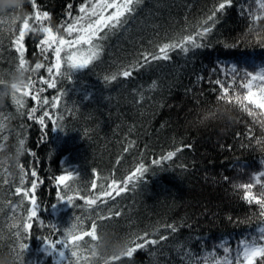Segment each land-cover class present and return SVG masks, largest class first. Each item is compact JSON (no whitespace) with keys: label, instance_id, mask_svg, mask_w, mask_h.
Masks as SVG:
<instances>
[{"label":"trees","instance_id":"16d2710c","mask_svg":"<svg viewBox=\"0 0 264 264\" xmlns=\"http://www.w3.org/2000/svg\"><path fill=\"white\" fill-rule=\"evenodd\" d=\"M82 3L30 0L25 7L30 14L47 12L45 23L63 34L61 25L78 15ZM220 3L226 7L216 11ZM249 13L259 14L255 0H142L128 23L103 42L99 60L76 71L62 65L66 75L59 78L57 88L44 86L42 97L59 102L57 108L45 106L43 110L53 114V119L63 116L58 124L46 119L42 127L28 118L29 110L37 107L31 96L25 97L19 111L15 104L9 106L23 115L15 136H4L0 142L24 139L26 152L20 166L29 173L24 187L36 179L32 171L38 177L34 194L39 219L33 221L23 241L29 245L25 264H68L67 250L61 259L59 250L49 254L43 242L59 238L50 224L63 230L76 216L84 219L88 230L95 220L97 231L113 233L118 239L130 241L147 234L148 239L159 241L115 264H215L226 255L221 243L232 249L229 255L234 257L242 240L259 236L264 217L258 205L248 204L242 198L244 190L235 185L248 183L264 171V150L257 143L264 137V127L233 104L229 105L238 119L232 127L212 122L201 126L198 119L204 111H208L205 119L213 115L210 107L220 101L215 80L230 82L225 74L228 67L250 73L264 70V19L253 24ZM213 14L214 20H208ZM7 19V14H0V22ZM210 26L204 47L190 48L187 54L176 49L168 60L133 69L127 78L119 75L140 53L156 51L158 45ZM13 37L12 32L0 35V74L18 63ZM42 37V33L28 32L24 38V55L31 67L54 61L51 50L48 61L40 54ZM112 75L117 79L105 81V76ZM41 77H47L45 69L35 75V79ZM240 83L243 80L237 78L233 87L242 94L246 90ZM170 151L176 152L172 160L152 163ZM140 164L148 170L135 181L136 187L115 200L106 198L100 215L111 218L98 219L95 207L86 211L82 199L72 207L57 199L55 178L67 171L78 175L74 187L90 189L94 179L98 185L108 182L105 177L122 181ZM18 184L19 177L11 183L0 181V257H7L11 264L17 231L11 226L22 223L24 217L23 210H12L20 200L13 194ZM260 190L255 185L252 192L255 195ZM29 206L25 201L23 209ZM89 214L92 219H85ZM255 264H264V258L258 257Z\"/></svg>","mask_w":264,"mask_h":264},{"label":"snow or ice","instance_id":"6c2138e0","mask_svg":"<svg viewBox=\"0 0 264 264\" xmlns=\"http://www.w3.org/2000/svg\"><path fill=\"white\" fill-rule=\"evenodd\" d=\"M142 0H84V3L79 7V15L72 17L71 22L61 25L63 27V34L59 29L54 30L45 21L48 20L49 14L47 12L34 11L28 18L20 24L19 29L14 27L12 33L14 34V43L16 51L19 53L18 66L25 67L28 62L24 55V38L28 32L42 33L43 37L39 40L40 54L43 55L44 61H48L47 52L51 50L54 61L45 65V63L38 62L33 69H45L47 77L39 79H32L29 85L20 93L18 98L14 99L17 110L23 109L25 106V97L31 96V99L37 102V107H32L29 110L28 118L38 122L42 127L45 126L46 119L51 120L53 124H58V121L63 119V116H58L53 119V114L45 109V106L57 108L58 98L53 99L50 103L48 98L42 97V93L47 89H55L59 83V78L66 75L62 71V65L72 71L86 69L93 63L100 59L103 51V42L110 38L111 35L124 27L136 11V7ZM230 3V0H226ZM258 5L259 14L249 13L253 24L256 21L264 19V0H255ZM35 4L33 8L35 9ZM71 7V6H69ZM226 3H220L216 11L225 9ZM114 9V11H109ZM71 16V13H69ZM208 20H214L213 16H209ZM15 23V22H14ZM207 23V21L205 22ZM212 28L205 27L198 30L195 35H184L168 43H163L157 46L156 51H144L139 54L135 63L130 68H126L119 75L127 78L132 75V70H138L141 67H146L153 61L170 59L169 53L176 49H180L184 54L190 50L199 49L205 46L203 41L210 34ZM250 31L253 29L250 28ZM75 33V35H74ZM63 53V55H62ZM226 76L230 77V82H225L219 78L215 80L218 88V99L227 104L237 106L241 111L247 113L249 117L254 120H259L261 126L264 127V70L256 73H250L246 70H240L236 67H228L225 70ZM237 78L243 80L239 87L246 91L242 94L236 93L233 85ZM105 81H114L117 75L105 76ZM230 92L232 94H230ZM40 111V115L36 113ZM259 110V111H258ZM21 115L23 113L21 112ZM21 146L25 144L24 139H20ZM260 144V141H257ZM180 149H177L178 152ZM176 152H168L160 160H154L152 163L159 165L162 161L172 160ZM148 169L144 164H140L122 181L115 177H105L98 185L97 179H94L90 185V189H78L74 187V182L78 179V175L67 171V174L60 175L55 178L57 180V188L59 190L57 199L66 203L69 207L74 205V201L82 199L86 211L95 207L98 219L111 218L109 216L100 215L104 211L103 205L108 203V199L115 200L116 197L122 193L136 187L135 181L143 176ZM29 173L20 166L19 184L14 185V195H18L20 200L13 206V212L17 209L24 211L22 223L13 224L11 227L17 229L14 233L16 238L15 245L12 249L14 253L13 264H25V253L29 245L24 243V238L29 229L33 227V221L39 219V205L35 198V190L37 188L38 177L35 171L30 173L33 179L28 187H24L28 180ZM98 177V174H96ZM264 177V171L258 175L251 177L250 182L244 184H237L235 187L244 190L243 199L248 203H255L259 207V215L264 217V183L261 181ZM255 185H260V192L253 194L252 190ZM99 187V192L97 188ZM86 193V194H85ZM108 198V199H106ZM25 201L30 205L26 210L23 209ZM111 214V209H108ZM85 219H92L91 214ZM53 233H59V238L54 240H45L43 243L47 246L49 254L55 253L59 250L58 255L61 259L65 257V251L70 254L68 264H93V247L92 241L97 239V223L93 220L90 230L85 228L84 219L76 216L74 221L66 229H58L55 224H50ZM171 227V226H170ZM175 231V228H172ZM259 236L242 240L235 256L229 255L232 249L221 243L219 247L223 248L226 254L222 259H217L215 264H255L256 259L264 258V226L258 228ZM85 237H90L86 240ZM167 237H161L166 239ZM137 241H140L139 243ZM159 241L155 239H148L147 234L136 236L128 241V248L124 256L132 257L133 253L138 248H144L148 244L155 245ZM120 260V258H117Z\"/></svg>","mask_w":264,"mask_h":264},{"label":"clouds","instance_id":"9594fccd","mask_svg":"<svg viewBox=\"0 0 264 264\" xmlns=\"http://www.w3.org/2000/svg\"><path fill=\"white\" fill-rule=\"evenodd\" d=\"M30 0H0V14H7L6 22H0V35H10L12 29L22 24L30 15L25 7ZM15 22V23H14ZM38 69H33L29 64L19 67L18 63L10 69L0 74V141L4 136L10 138L15 136L17 122L20 113L11 111V105L15 104L14 99L35 78ZM210 111L213 113L208 117V111L201 112L199 124L201 126L212 123H220L227 127H232L237 122L233 106L218 101L211 105ZM261 149L264 150V137L260 140ZM26 146L15 141L11 144L0 142V181L7 179L9 183L15 181L20 174V164L23 161ZM97 239L93 242L91 249L93 253V264H115L127 251L128 241L118 239L113 233L107 231H97ZM0 264H11L7 257H0Z\"/></svg>","mask_w":264,"mask_h":264},{"label":"rangeland","instance_id":"374dc122","mask_svg":"<svg viewBox=\"0 0 264 264\" xmlns=\"http://www.w3.org/2000/svg\"><path fill=\"white\" fill-rule=\"evenodd\" d=\"M109 11H114V9H110ZM78 15H79V12H78ZM74 35H75V33H74Z\"/></svg>","mask_w":264,"mask_h":264}]
</instances>
